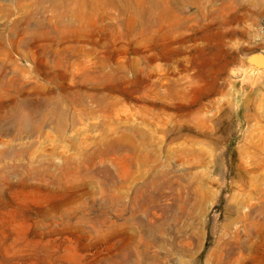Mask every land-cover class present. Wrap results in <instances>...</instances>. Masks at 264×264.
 Instances as JSON below:
<instances>
[{
	"label": "rangeland",
	"instance_id": "1",
	"mask_svg": "<svg viewBox=\"0 0 264 264\" xmlns=\"http://www.w3.org/2000/svg\"><path fill=\"white\" fill-rule=\"evenodd\" d=\"M58 1L0 0V264H264V0Z\"/></svg>",
	"mask_w": 264,
	"mask_h": 264
},
{
	"label": "bare ground",
	"instance_id": "2",
	"mask_svg": "<svg viewBox=\"0 0 264 264\" xmlns=\"http://www.w3.org/2000/svg\"><path fill=\"white\" fill-rule=\"evenodd\" d=\"M110 1H114V0H78L77 4L75 5V9H74L73 5L70 7L69 4H67L68 6L65 8L66 3H67L66 0H59L57 2V6L61 8V12L59 15L60 17H63L67 12H69L68 8H71L74 10V13H73L74 19H78V20H81V18H82L81 15L84 13L83 12L84 9L91 10L92 14H90L91 15L90 19H91L93 24H97L99 22H103L105 17L107 16L106 11L108 9V5H109L108 3H110ZM120 1H121V3L119 4V9L121 12H125L126 10L130 9V4L128 3L127 0H120ZM150 1H151L152 11L149 10L148 15L152 17L153 21L155 20L154 22H156V24H159L162 22V20H166V17H163L164 15L168 14L169 16H171L173 14V12L175 11L176 7H174L172 4L182 6V4L185 0H150ZM153 6L156 8L161 6V11L153 12V10H156V9L152 8ZM136 14L137 13H135L134 15L131 16L132 23H135L137 21ZM180 20H177V21H180ZM102 26H105V25H102ZM200 37L202 39H207L208 34L202 33L200 35ZM107 76L108 75H106V73L104 71L99 70V74L97 76L89 75L88 77L85 78V81L86 82H97V80L104 79ZM91 98H92L91 99L92 101H94L95 103H98L101 106H104L108 100L107 96H105V95H103L101 97H96L94 95ZM61 102H62V100L59 98H42L37 104L31 103V101H29L27 99H24L22 101L14 100L12 103L13 104L12 110L15 114L14 119L20 118L19 121L22 124L23 120L32 118L33 116L31 113H34V114H39L38 116L42 117V123H43V107H52L50 112H49V115L50 114L52 115V114L56 113V111H58V106H59L58 104ZM15 106L18 107L17 110H15L16 109ZM22 109H29L31 112L24 113V112H22L23 111ZM59 125L61 127H64L63 120H60ZM133 149H136V148L134 147Z\"/></svg>",
	"mask_w": 264,
	"mask_h": 264
},
{
	"label": "water",
	"instance_id": "3",
	"mask_svg": "<svg viewBox=\"0 0 264 264\" xmlns=\"http://www.w3.org/2000/svg\"><path fill=\"white\" fill-rule=\"evenodd\" d=\"M246 75L252 78L260 77L264 72V52L256 51L246 58Z\"/></svg>",
	"mask_w": 264,
	"mask_h": 264
},
{
	"label": "built area",
	"instance_id": "4",
	"mask_svg": "<svg viewBox=\"0 0 264 264\" xmlns=\"http://www.w3.org/2000/svg\"><path fill=\"white\" fill-rule=\"evenodd\" d=\"M260 32H261L262 38L264 40V19L261 21Z\"/></svg>",
	"mask_w": 264,
	"mask_h": 264
}]
</instances>
